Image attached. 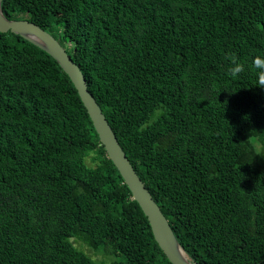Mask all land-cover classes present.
<instances>
[{
	"label": "trees",
	"instance_id": "obj_1",
	"mask_svg": "<svg viewBox=\"0 0 264 264\" xmlns=\"http://www.w3.org/2000/svg\"><path fill=\"white\" fill-rule=\"evenodd\" d=\"M2 10L76 62L195 262L264 264V89L252 67L264 57V0H3ZM230 55L244 65L236 78ZM103 255L172 264L70 77L0 32V264Z\"/></svg>",
	"mask_w": 264,
	"mask_h": 264
},
{
	"label": "water",
	"instance_id": "obj_2",
	"mask_svg": "<svg viewBox=\"0 0 264 264\" xmlns=\"http://www.w3.org/2000/svg\"><path fill=\"white\" fill-rule=\"evenodd\" d=\"M2 1L0 0V32H11L20 35L47 52L70 77L88 111L108 158L114 163L125 184L130 189L133 199L137 201L148 218L154 238L168 260L172 264H198L178 242L168 219L135 171L99 104L89 91L88 84L79 66L60 42L37 24L28 20L7 19L2 10Z\"/></svg>",
	"mask_w": 264,
	"mask_h": 264
},
{
	"label": "clouds",
	"instance_id": "obj_3",
	"mask_svg": "<svg viewBox=\"0 0 264 264\" xmlns=\"http://www.w3.org/2000/svg\"><path fill=\"white\" fill-rule=\"evenodd\" d=\"M231 67L229 68V74L232 78H236L240 73L244 71V65L240 63L235 55H230ZM252 67L255 70L256 75V87L264 89V57L255 56L252 60ZM162 110L157 108L155 111V116L159 117L162 115ZM147 125H141L137 130L143 132Z\"/></svg>",
	"mask_w": 264,
	"mask_h": 264
},
{
	"label": "rangeland",
	"instance_id": "obj_4",
	"mask_svg": "<svg viewBox=\"0 0 264 264\" xmlns=\"http://www.w3.org/2000/svg\"><path fill=\"white\" fill-rule=\"evenodd\" d=\"M87 162H88V164L89 165H91V162H90V160H87ZM78 245V244H77ZM94 254H98V255H102V254H100V253H96V252H94L93 250H91ZM88 254V253H87ZM104 256V255H103ZM103 256H100L101 257V259H99V260H96V259H94L93 257H92V259L94 260V261H96V262H98V263H105V264H109V263H111L113 260H114V258L113 257H110V256H104L106 259H103Z\"/></svg>",
	"mask_w": 264,
	"mask_h": 264
}]
</instances>
